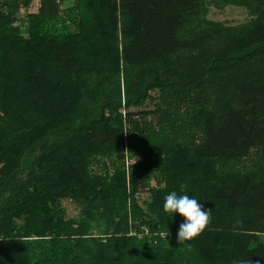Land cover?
<instances>
[{"label": "trees", "instance_id": "trees-1", "mask_svg": "<svg viewBox=\"0 0 264 264\" xmlns=\"http://www.w3.org/2000/svg\"><path fill=\"white\" fill-rule=\"evenodd\" d=\"M39 1L25 38L14 25L33 1L0 0V264H264V0H224L252 16L236 26L209 20L203 0H91L123 41L116 72L90 88L91 43L112 46L81 38L87 18L54 31L60 0ZM142 142L158 159L128 188L119 161ZM173 190L212 212L185 245L184 218L162 211ZM73 199L77 218L61 204Z\"/></svg>", "mask_w": 264, "mask_h": 264}, {"label": "rangeland", "instance_id": "rangeland-1", "mask_svg": "<svg viewBox=\"0 0 264 264\" xmlns=\"http://www.w3.org/2000/svg\"><path fill=\"white\" fill-rule=\"evenodd\" d=\"M32 4L28 8V10H22L20 17L21 21H24V26L21 28H18L20 25V22L16 25H14V28H17L21 34L27 38L29 36V29L26 27H30V14H34L37 12L38 5L40 3L39 0H32ZM60 3L62 5V14L55 19H51L48 23L52 27L54 31H65L64 35H70L74 36L77 32L81 30V25L85 22V18H87L90 22H88L91 26V29H84V34L81 37L84 40L90 41L88 35L92 37H104L107 38V41L112 46V49L108 51V49H98L95 47L96 45H93L91 43V47L93 49L90 50L89 56H91V59L95 62L97 65L98 73L95 75L92 74H85L84 77L86 79V86L90 88L91 83L94 81L97 83L98 78L104 73V76L109 75V72L115 73L116 71V61L117 56L119 53V64L121 63V52H122V41L121 38V32L120 30L111 31L110 29H106L103 26H101V20L106 17V14H104V10L101 8L93 7L91 8V0H81L80 2L78 0H60ZM203 5L207 9V18L214 22H221L225 24H229L232 26L236 25H242L249 23V21L252 19V16L250 15V12L248 9L241 5H234L230 4L224 0H203ZM86 10L88 13H91L90 15L86 16ZM104 21V20H103ZM28 25V26H27ZM122 26V22L119 23V27ZM90 32V33H89ZM89 33V34H88ZM87 41V43H88ZM117 47V50H114V48ZM90 59V60H91ZM124 66V65H123ZM122 64L120 65L119 69V75L116 73L114 75V78L116 80H119L123 78V73L125 74L126 70L125 67H123ZM103 72H102V70ZM112 73V74H113ZM148 109H153L152 105H148L146 107ZM155 122H152V125L149 126V129L152 131H156L155 129ZM136 146L144 147V153H141L139 151L130 152L129 149H125L123 153V158L120 162V167L118 168V172H123L124 180L127 181L128 188L131 185V174L134 168L138 165V162H143L145 158H155L154 155H159L156 152L157 149L150 146L149 143H138ZM142 149V148H141ZM128 151V152H126ZM118 153V152H117ZM158 159V158H155ZM137 161V162H136ZM104 163H106V160H103ZM136 162V163H135ZM134 166V167H133ZM115 171L111 172L110 174H114ZM137 181V179H135ZM152 186H155V183H152ZM140 192V190L138 191ZM136 192L134 194L135 198V204L138 206H142L144 201L150 200V193L146 191H141L138 195ZM64 207V210L66 212V216L69 218H77L79 215V212L81 210V203L77 200H65L63 203H61ZM132 205V202L129 204V206ZM33 240V238H32Z\"/></svg>", "mask_w": 264, "mask_h": 264}, {"label": "clouds", "instance_id": "clouds-1", "mask_svg": "<svg viewBox=\"0 0 264 264\" xmlns=\"http://www.w3.org/2000/svg\"><path fill=\"white\" fill-rule=\"evenodd\" d=\"M181 191H183V189H181ZM198 201L200 200L188 194L178 195L175 190L169 192L164 197L162 204L163 213L171 220L177 213L184 218L176 233L177 242L180 245H185L186 242L199 237L210 224L212 212L206 210ZM158 235L160 239L167 242L166 238L169 236L168 227L165 229H158ZM188 246L190 247V245ZM240 264H253V262L252 260H241Z\"/></svg>", "mask_w": 264, "mask_h": 264}]
</instances>
